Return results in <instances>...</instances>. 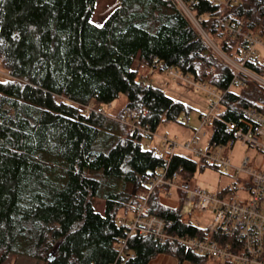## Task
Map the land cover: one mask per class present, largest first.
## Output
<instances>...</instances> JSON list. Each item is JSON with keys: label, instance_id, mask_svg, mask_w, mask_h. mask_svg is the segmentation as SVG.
I'll use <instances>...</instances> for the list:
<instances>
[{"label": "trees", "instance_id": "1", "mask_svg": "<svg viewBox=\"0 0 264 264\" xmlns=\"http://www.w3.org/2000/svg\"><path fill=\"white\" fill-rule=\"evenodd\" d=\"M99 24L96 0H0V264L20 258L37 264H149L161 254L178 264H210L174 241L127 237L118 214L133 212L163 162L143 150L163 123L178 122L186 107L138 77L140 68L175 69L225 93L220 120L211 121L212 146L233 144L224 123L247 107L264 108V89L247 82L230 88L231 70L218 60L180 5L219 48L244 43L218 26L216 16L244 32L264 33V0H237L223 13L209 0H117ZM135 64V68H134ZM261 75L264 66L248 64ZM143 75V74H142ZM121 95V118L101 108ZM106 114V113H105ZM200 117V116H199ZM127 119L148 132H131ZM196 160L174 155L168 173L189 183ZM135 190V191H134ZM152 192L147 214L172 237L195 236L177 207ZM102 199L104 211L94 208ZM127 238L122 247L121 240ZM212 264V263H211Z\"/></svg>", "mask_w": 264, "mask_h": 264}, {"label": "built area", "instance_id": "2", "mask_svg": "<svg viewBox=\"0 0 264 264\" xmlns=\"http://www.w3.org/2000/svg\"><path fill=\"white\" fill-rule=\"evenodd\" d=\"M209 2L223 13L229 4H235L237 0H209ZM182 10L185 14L188 13L183 6ZM221 15L215 17L218 26L225 34L242 40L243 47L240 49L235 47L231 53L223 52L202 29L198 28V31L213 55L231 70L233 81L230 88L241 89L247 82H251L264 89V71L259 75L247 67L248 64L256 63L264 66V62H259L257 57V49L262 45L260 38L253 33L244 32L231 20L223 21ZM154 71L153 68L148 69L147 74L140 75L139 78L146 80L145 76H151ZM165 72L171 79L182 81L195 90L205 92L211 98L209 111L199 117V128L188 141L162 139L161 153L158 157L163 162V166L149 182L147 193L141 196L140 204L131 213L132 218L129 220L119 218L118 225L127 226V237L139 235L159 242L174 241L185 250L218 264H264V108H244L237 123H224V132L231 135L234 140L232 145L226 143L211 146L208 142L206 148L199 147L198 136L205 135L202 131L207 127L211 128V121L213 123V120L221 119L225 93L196 83L189 76H184L175 69H168ZM91 112L107 116L101 108L96 109L91 105L82 108L85 116ZM183 120L187 121L185 115ZM121 122L127 125L131 132L148 134L146 130L140 129L127 119H122ZM236 142L256 150L261 154L262 162L257 165L255 162L251 163L249 158H244L241 166L233 167L229 159L220 156L219 152L228 146L232 147ZM178 154L196 161L200 160L205 167L229 170L235 178L245 177L246 182L237 191L240 196L236 197L231 193L235 189L233 186L221 189L218 193H209L196 186L188 187L189 183L182 182L177 171L168 173L169 162ZM160 189L165 191L162 197L170 198L173 192L178 197L181 195L180 220L185 225L198 228L199 232L195 236L172 237L166 232L162 219L147 214V200L150 194ZM208 211L212 213L210 224L205 228L198 226V221ZM126 241L127 238L120 241L122 244L120 252Z\"/></svg>", "mask_w": 264, "mask_h": 264}, {"label": "rangeland", "instance_id": "3", "mask_svg": "<svg viewBox=\"0 0 264 264\" xmlns=\"http://www.w3.org/2000/svg\"><path fill=\"white\" fill-rule=\"evenodd\" d=\"M178 1V0H177ZM118 5L117 0H96L92 23L99 25L104 18ZM182 8V5H180ZM186 15L191 20L190 14ZM192 24L198 30V26L195 21H192ZM200 34V31H198ZM201 36V34H200ZM202 38V36H201ZM262 45L257 49V57L259 62H264V33L259 36ZM203 39V38H202ZM211 39V38H210ZM204 40V39H203ZM135 68V64H134ZM148 69L145 67L140 68L139 73L142 75L147 74ZM4 71L0 68V79H5ZM140 77V75H138ZM145 79H148V82L154 87L162 90L167 96L175 100L176 102L182 103L186 107V111L183 112L178 122L163 123L157 129L156 133L153 134L152 138L142 137L140 144L143 150H151L158 157L161 153L160 146L163 138L168 140H176L178 142L188 141L195 130L199 128V116L205 115L209 111L211 104V98H209L205 92L201 90H195L190 86H187L185 83L179 80H173L167 76L165 71L155 70L153 74L149 77L145 76ZM126 103L125 96L121 95L116 101L112 102L109 105L103 106L104 112L107 117L118 121V118H121V109ZM183 115L186 116L187 121L183 120ZM205 133L204 136L200 134L198 136L199 147L206 148L210 136L211 128L207 127L202 131ZM201 132V133H202ZM220 156H224L229 159L233 167L241 166L244 158H249L251 163H256L259 165L262 162V156L256 150L244 147L239 143H234L232 147L224 148L220 150ZM197 170L189 182L188 187H199L209 193H218L221 189L235 187L231 193L239 197L240 194L237 193L238 188L246 182L245 177L235 178L231 172L225 171L224 169H215L205 167L204 164L197 160ZM249 163V166H251ZM162 201L165 205L170 207H177L179 203L178 195L173 192L170 198L162 197ZM94 208L97 212L103 213L104 211V202L102 199L94 200ZM119 218L131 219V212L120 211L118 214ZM212 220L211 211L206 212L203 217L198 221V226L207 227ZM210 264H218L210 261ZM16 264H37L36 261L26 260L20 258L16 261ZM149 264H178L176 259L167 255L161 254L154 258ZM188 264V263H184Z\"/></svg>", "mask_w": 264, "mask_h": 264}, {"label": "water", "instance_id": "4", "mask_svg": "<svg viewBox=\"0 0 264 264\" xmlns=\"http://www.w3.org/2000/svg\"><path fill=\"white\" fill-rule=\"evenodd\" d=\"M135 191V190H134Z\"/></svg>", "mask_w": 264, "mask_h": 264}]
</instances>
